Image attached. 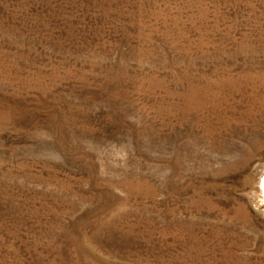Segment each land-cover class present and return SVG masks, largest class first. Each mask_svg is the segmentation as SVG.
I'll use <instances>...</instances> for the list:
<instances>
[{
  "label": "rangeland",
  "instance_id": "obj_1",
  "mask_svg": "<svg viewBox=\"0 0 264 264\" xmlns=\"http://www.w3.org/2000/svg\"><path fill=\"white\" fill-rule=\"evenodd\" d=\"M263 179L264 0H0V264H264Z\"/></svg>",
  "mask_w": 264,
  "mask_h": 264
},
{
  "label": "bare ground",
  "instance_id": "obj_2",
  "mask_svg": "<svg viewBox=\"0 0 264 264\" xmlns=\"http://www.w3.org/2000/svg\"><path fill=\"white\" fill-rule=\"evenodd\" d=\"M262 186H263V190H264V179H263V182H262ZM262 186H261V187H262Z\"/></svg>",
  "mask_w": 264,
  "mask_h": 264
}]
</instances>
